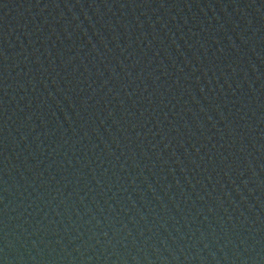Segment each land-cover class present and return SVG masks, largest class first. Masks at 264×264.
Listing matches in <instances>:
<instances>
[{
    "label": "water",
    "instance_id": "water-1",
    "mask_svg": "<svg viewBox=\"0 0 264 264\" xmlns=\"http://www.w3.org/2000/svg\"><path fill=\"white\" fill-rule=\"evenodd\" d=\"M0 264H264V0H0Z\"/></svg>",
    "mask_w": 264,
    "mask_h": 264
}]
</instances>
